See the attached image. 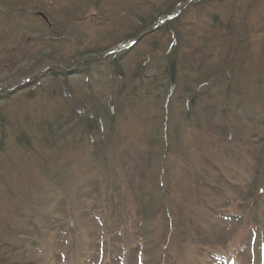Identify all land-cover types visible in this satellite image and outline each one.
Masks as SVG:
<instances>
[{"label": "rangeland", "instance_id": "1", "mask_svg": "<svg viewBox=\"0 0 264 264\" xmlns=\"http://www.w3.org/2000/svg\"><path fill=\"white\" fill-rule=\"evenodd\" d=\"M196 1L0 0V264H264V144L245 153L264 138V0ZM86 62L88 78H53ZM69 88L101 133L20 147L28 116L59 123ZM222 121L246 139L223 176L202 160L229 145Z\"/></svg>", "mask_w": 264, "mask_h": 264}, {"label": "trees", "instance_id": "2", "mask_svg": "<svg viewBox=\"0 0 264 264\" xmlns=\"http://www.w3.org/2000/svg\"><path fill=\"white\" fill-rule=\"evenodd\" d=\"M48 59H50V57H47ZM47 60V59H46ZM112 61V60H111ZM45 62V58L43 57V59L40 60H35V58L29 59L26 63L30 64L29 68L26 70H21L19 71L16 76L15 79H13L12 81L17 80V78H25L28 77L32 74H35L36 72H38L40 65H44ZM112 63L114 65H110V67L112 68V75L115 76H119L120 78H123V74L122 71H120L118 65H116L113 61ZM62 65V64H59ZM168 68H167V73H168V79H169V86H171L173 84L174 81V76L176 73V69L173 67V63L172 64H168ZM53 69H50L49 71H52ZM81 73L83 72V75L86 76L88 78L90 72H91V64H89L88 62L83 63L81 65V67L79 68H75L71 71V73L69 72L68 68H65L63 70H57L55 69V71H53V78H55L57 75L62 76V78L64 77V79H62L64 82H68V76L72 75V74H76V73ZM122 74V75H121ZM37 79L34 78L33 81H35ZM7 81V80H4ZM211 81V80H210ZM210 81H207L210 82ZM21 86H25V84L23 83ZM172 87V86H171ZM61 88L60 84H56L54 85V87L52 89H49V93L51 94L50 91L52 92H58V90ZM123 91L125 92V89L123 88ZM122 91V92H123ZM170 91V88H169ZM230 91V90H228ZM44 92V91H43ZM192 92H195V94H193L190 98V101L188 103V105H194L196 100L202 99L203 95L201 93V91H194L192 90ZM54 93V95H56ZM67 93H69L68 95H66V97L68 98V103L63 104L64 106V112H61V114L58 116V124H52L50 122V120L47 119H33L32 117L28 116L25 123L26 125H28L29 130H35L37 132V134L40 136L38 144L42 143L44 141V144L46 146H48V149H54L58 143H60L62 140H64L66 137L68 136H75L76 134L80 133V134H85L86 132H89L88 134H91L92 132H99V120H101V116L94 111L95 108H88L89 105H86L85 100L84 99L83 103H80L79 99H74L73 95H72V91L71 88L67 89ZM28 94L26 93L25 96H27ZM92 103L95 104V100L92 97ZM88 108V109H87ZM216 107H214L215 109ZM215 111V110H214ZM224 112H222L223 116H221L224 120H226L225 117V110H223ZM234 116L233 119L236 120V116L237 114H239L238 112L234 111ZM189 111L186 112V120L193 122L192 119L194 120V116H190L188 115ZM232 115V114H231ZM240 117V116H239ZM2 118V117H1ZM237 120L239 121V119L237 118ZM43 121V122H41ZM62 121V122H61ZM207 123H211L212 121L209 118ZM209 125V124H208ZM225 122L222 121V123H220L219 128L222 129V131L224 133L223 136L228 137L230 139L229 145H227V143L224 145H221L220 150H214V152L211 153L210 155H205L203 157V163L205 165H207L208 167H210L211 169H213L214 172L219 174V171L222 172V176L223 173L226 174H230L231 172V168H227V166L225 165L224 161H227L228 159L225 158V156L228 157H234L236 160L241 161L239 159V157L241 156V152L240 155L238 150H235L236 146V142H243L242 144H245L246 139H245V135L244 133H242V131L237 127H234L232 130H230V128L226 127ZM199 127V126H198ZM67 130V132L65 133V131ZM80 130V132H79ZM19 136H21L20 142L21 145H23V147L26 148H31L32 145V136L30 137L31 140L29 139V137L27 136V134L25 133V130L22 131V134H20ZM264 141V140H263ZM19 144V142H18ZM264 142H260V143H253L250 145V149L252 150L250 153H247L245 151L246 154L249 155L250 158H252V156L254 157V159H257V151L263 146ZM20 145V146H21ZM239 156V157H238ZM237 161V162H238ZM252 161V159H251ZM224 162V163H222ZM260 167L256 166V170L254 172V181L251 183V185L247 188L249 190V195H257V189L260 188L259 186V182H258V176L257 174L260 173ZM211 174H214L211 171ZM204 187L207 189L211 190V187L209 186L208 183L204 184ZM261 187L263 188V184L261 185ZM264 189V188H263ZM264 193V191H263Z\"/></svg>", "mask_w": 264, "mask_h": 264}, {"label": "water", "instance_id": "3", "mask_svg": "<svg viewBox=\"0 0 264 264\" xmlns=\"http://www.w3.org/2000/svg\"><path fill=\"white\" fill-rule=\"evenodd\" d=\"M41 16H43V15H41Z\"/></svg>", "mask_w": 264, "mask_h": 264}]
</instances>
